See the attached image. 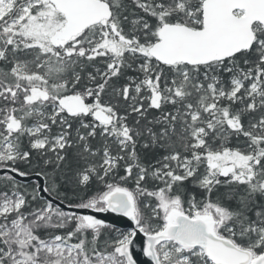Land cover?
I'll return each instance as SVG.
<instances>
[{
	"label": "snow or ice",
	"instance_id": "obj_1",
	"mask_svg": "<svg viewBox=\"0 0 264 264\" xmlns=\"http://www.w3.org/2000/svg\"><path fill=\"white\" fill-rule=\"evenodd\" d=\"M0 264H264V0H0Z\"/></svg>",
	"mask_w": 264,
	"mask_h": 264
},
{
	"label": "water",
	"instance_id": "obj_2",
	"mask_svg": "<svg viewBox=\"0 0 264 264\" xmlns=\"http://www.w3.org/2000/svg\"><path fill=\"white\" fill-rule=\"evenodd\" d=\"M102 215V214H101Z\"/></svg>",
	"mask_w": 264,
	"mask_h": 264
}]
</instances>
